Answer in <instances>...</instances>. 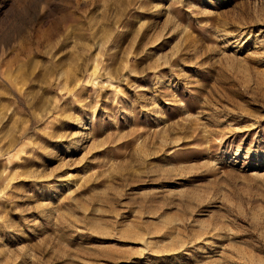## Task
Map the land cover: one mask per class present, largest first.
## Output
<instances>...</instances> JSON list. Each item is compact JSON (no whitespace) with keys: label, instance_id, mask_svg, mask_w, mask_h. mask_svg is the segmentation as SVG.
Instances as JSON below:
<instances>
[{"label":"rangeland","instance_id":"374dc122","mask_svg":"<svg viewBox=\"0 0 264 264\" xmlns=\"http://www.w3.org/2000/svg\"><path fill=\"white\" fill-rule=\"evenodd\" d=\"M0 264H264V0H0Z\"/></svg>","mask_w":264,"mask_h":264}]
</instances>
